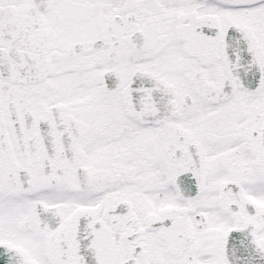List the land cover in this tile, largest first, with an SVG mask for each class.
Here are the masks:
<instances>
[{
	"label": "snow or ice",
	"instance_id": "1",
	"mask_svg": "<svg viewBox=\"0 0 264 264\" xmlns=\"http://www.w3.org/2000/svg\"><path fill=\"white\" fill-rule=\"evenodd\" d=\"M0 264H264V0H0Z\"/></svg>",
	"mask_w": 264,
	"mask_h": 264
}]
</instances>
